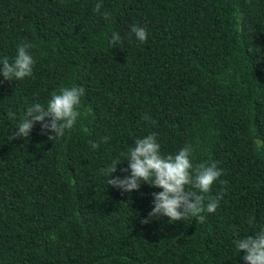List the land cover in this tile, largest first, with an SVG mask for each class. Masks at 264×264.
I'll return each instance as SVG.
<instances>
[{
    "label": "trees",
    "instance_id": "1",
    "mask_svg": "<svg viewBox=\"0 0 264 264\" xmlns=\"http://www.w3.org/2000/svg\"><path fill=\"white\" fill-rule=\"evenodd\" d=\"M97 2L0 0V60L22 42L36 59L31 77L0 76V264H244L234 241L264 228V0H102L110 20ZM72 86L93 115L55 141L39 123L9 140L28 106ZM152 133L163 155L190 144L194 164L223 169L205 222L142 223L162 189L108 186L101 170L130 175Z\"/></svg>",
    "mask_w": 264,
    "mask_h": 264
},
{
    "label": "clouds",
    "instance_id": "2",
    "mask_svg": "<svg viewBox=\"0 0 264 264\" xmlns=\"http://www.w3.org/2000/svg\"><path fill=\"white\" fill-rule=\"evenodd\" d=\"M102 0L93 7V12L100 14L105 20L111 19L109 12H101ZM131 33L137 41L145 43L148 38L146 27L132 26ZM122 38L118 32L112 34L109 43L116 46ZM34 47L30 42H22L17 46L16 56L10 61L7 57L0 60V76L5 81H19L33 74V67L36 59L31 53ZM2 83V81H0ZM85 90L80 86L62 87L58 92H53L46 106L39 102L27 107L17 131L13 136L8 137L14 140L18 137L27 138L37 123L41 125V131L47 130L51 133L49 140L55 141L72 130L78 120L93 115L90 108L81 111L82 97ZM15 119V113L8 114ZM145 119L150 117L145 116ZM87 131V129H81ZM109 137H102L100 142H107ZM92 149H98V142H89ZM128 161L127 169L130 175L120 178L112 177L117 171V165L121 162L114 161L102 169L107 179L108 186L119 189L121 192H132L139 190L141 183L150 187L162 189L160 192H153V208L149 216L141 221L148 223L153 218L167 217L169 222H178L189 217H195L198 222L203 223L206 216L203 213H214L219 207L221 194L215 197L206 196L212 190L213 184L223 175V169L215 162L193 163V148L186 144L177 154L163 155L161 146L158 143L155 133L138 138L134 146L126 154ZM223 183V181H221ZM207 199V203L205 202ZM251 222V221H250ZM234 235L238 233L234 231ZM235 247L243 252L244 264H264V228H261L255 235L244 238H237Z\"/></svg>",
    "mask_w": 264,
    "mask_h": 264
}]
</instances>
